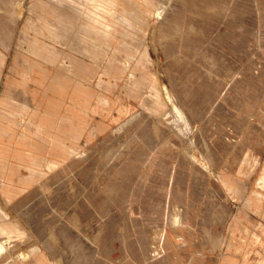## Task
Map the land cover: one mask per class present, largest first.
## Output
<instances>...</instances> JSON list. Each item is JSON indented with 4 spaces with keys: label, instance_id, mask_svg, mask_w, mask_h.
Segmentation results:
<instances>
[{
    "label": "rangeland",
    "instance_id": "obj_1",
    "mask_svg": "<svg viewBox=\"0 0 264 264\" xmlns=\"http://www.w3.org/2000/svg\"><path fill=\"white\" fill-rule=\"evenodd\" d=\"M264 264V0H0V264Z\"/></svg>",
    "mask_w": 264,
    "mask_h": 264
},
{
    "label": "crops",
    "instance_id": "obj_2",
    "mask_svg": "<svg viewBox=\"0 0 264 264\" xmlns=\"http://www.w3.org/2000/svg\"><path fill=\"white\" fill-rule=\"evenodd\" d=\"M40 262H41V261L39 260L36 264H40Z\"/></svg>",
    "mask_w": 264,
    "mask_h": 264
}]
</instances>
